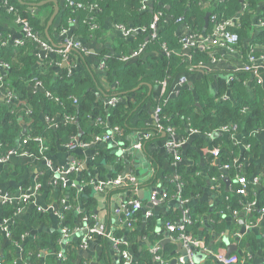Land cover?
<instances>
[{"label": "crops", "instance_id": "0c3cea01", "mask_svg": "<svg viewBox=\"0 0 264 264\" xmlns=\"http://www.w3.org/2000/svg\"><path fill=\"white\" fill-rule=\"evenodd\" d=\"M23 1V6L35 14L44 26L41 38L53 48L66 49V42L75 38L72 34L74 24L69 20L66 26H62V1L58 0L59 11L52 19L50 17L54 13L53 3H43V0ZM152 1L148 2V6L152 7ZM211 1L214 0H207L206 4H211ZM107 24L109 31L104 40L78 39V48L67 49V60L61 54L46 51L36 44L30 52L36 58L34 65H42L49 59L48 76L52 77H57L63 68L68 76L78 69H90L97 74L107 90L109 83L106 84L100 67L104 65L106 58L119 55L116 37L120 35L114 25L110 26L109 21ZM47 25L48 35L45 34ZM185 31V25L180 23L176 29L177 36L183 35ZM22 38L20 22L13 13H7L0 1V48L12 49L16 41ZM210 49L213 58L209 63L189 68V74L180 75L185 77L184 84L178 85L180 76L170 83L167 104L177 97L183 87L188 86V82L193 85L196 79L208 78L209 95L215 97L216 101L231 100L229 85L239 80V73L246 74L242 81L246 86L252 82L257 84L250 73L240 70L243 60L238 51L229 52L221 44H213ZM1 63L5 73L0 71V76L4 77L9 68L6 62ZM262 78V84L257 85L264 91V73ZM220 82L225 86L223 90L219 89ZM146 86L150 100L137 103L133 96L125 97V105L128 107L131 103L133 108L130 111L128 126L122 128L117 142L77 146L73 149L67 147L66 142L54 150H47L42 156L12 154L0 161L1 264H31V252L24 254L23 243L35 241L42 236L46 239V244L43 249H39V255L34 257L35 264H124L116 249L124 247L123 243L114 242L108 236L88 235L81 230L67 238L64 237L60 229L62 215L70 222L67 224L68 228L81 216H88L101 223L108 234L110 232L114 236H123L128 241L127 249L135 262L142 260L143 255H150L152 264H171L172 261L176 264L179 242L172 239L173 232L166 229V223L171 221L178 224L179 220L183 219L184 222L188 218L191 220L189 224L195 227L191 235L201 240L204 248H196L192 263L185 264H223L216 260L214 252L220 249L226 255L227 244H234L236 247L229 254L239 257L236 264H264V215L256 210L254 219L248 223L244 206L236 209L237 207L233 208L229 204L232 202L237 206L240 200L234 188L239 186L237 175L242 174L249 181L257 205L263 200L260 206L264 207V127L248 130L243 124L240 127L235 124V129L221 131L223 139L228 143L227 150L224 145L213 144L217 137L214 132L201 133L186 125L187 133L184 136L178 132L174 135L175 139L183 141L178 149L180 159L175 160L172 154L166 152V144L171 137L165 130L156 126L154 117L153 102L160 95V84L147 83ZM100 92H103V89H100ZM100 92L98 94L105 98ZM110 98L111 96L106 97L103 101L106 109L111 107L108 103ZM118 101L119 98L116 102ZM57 120H60V117ZM56 123L52 120L47 126L55 128ZM93 124L99 127L95 122ZM139 133H150V138L143 143L140 150H126L138 140L136 137ZM93 135L94 133L90 134L91 139ZM75 138L81 141L79 135ZM101 149L110 151L112 158L109 161L105 160L106 152ZM214 149L219 150V155H214ZM126 151H129L130 155V170L126 175L134 178L132 188L111 192L115 187L104 186L102 190H95L91 180L113 178L115 163H120L125 168L123 153ZM224 158L225 163L222 162ZM74 161L79 164L78 169L68 171L67 168ZM228 163L233 166L223 174L220 168H224ZM123 170L115 175L120 176ZM55 172L61 176H55ZM184 176L189 178V185L193 189H189L188 195L182 199L177 193L181 189L180 185H183L181 182ZM62 177L68 179L64 187L60 183ZM256 177H260L259 183L253 184ZM152 191L158 194L165 191L164 202L149 205ZM70 193H73L72 198ZM23 195H28L26 203L20 201ZM232 197L236 198L235 201H232ZM131 199H137L141 207L133 211V222L129 229L123 222L126 219L124 212H117V209H122L121 204ZM128 209L131 210V207ZM200 209L204 211L200 212ZM193 210L195 212L192 219ZM17 219L27 227L19 242L12 239L11 233V227ZM58 234L60 238L51 242V237ZM51 243L52 247L49 248ZM154 246L158 247V259L151 252Z\"/></svg>", "mask_w": 264, "mask_h": 264}, {"label": "trees", "instance_id": "16d2710c", "mask_svg": "<svg viewBox=\"0 0 264 264\" xmlns=\"http://www.w3.org/2000/svg\"><path fill=\"white\" fill-rule=\"evenodd\" d=\"M60 1L63 8L62 26H66L69 19H76L72 29L75 39L104 40L109 31L108 21L110 26L122 25L143 31L130 36L127 41L120 35L116 37L119 55L106 58L101 69L106 84L109 83L107 90L97 74L90 69H78L68 76L63 68L57 77L48 76L49 59L42 65H34L36 58L30 52L36 47V43L32 39L26 38L23 45L11 47L12 49L0 48V60L6 62L9 68L2 81L5 89L12 92L10 103L0 101V159L10 150L42 156L49 149L54 150L78 135L81 141L88 142L91 140V133L98 134L103 130L101 125L98 127L93 124L98 117H102L108 125L119 126L121 130L127 128L133 107L131 103L128 107L125 105V97L133 96L137 103H144L150 100L146 84H160L162 80L166 81L167 96L168 87L176 78L189 74V68L198 66L199 63L207 64L211 61L213 53L210 48L194 46L186 52L189 56L184 54L180 36L178 37L176 32L180 23L184 24L190 33L208 35L215 22L234 19L228 29L239 36L234 49L241 55L242 60L246 59L250 42L264 40V29H257L258 21H264V0H214L211 4H206L207 0H159L145 11L141 10L142 0H74L72 6L67 5L64 0ZM8 2L16 9L12 12L13 15H18L27 21L36 33L43 35L44 26L35 14L17 0ZM76 3H81L83 7H77ZM90 5L95 7L90 9ZM206 12H210V17L207 27L204 28ZM156 13H160L156 35L150 37L149 25ZM212 16H215L214 21ZM176 19L180 22H176ZM142 43H145V49L139 57L128 61L121 59V56L129 54L128 50L132 51ZM238 75L239 80L229 85L231 100L216 101L215 97H211L208 92V78L196 79L193 85L183 87L177 97L168 100L169 103L162 108V124L170 125L175 133L183 136L187 133L186 125L201 133L218 132L221 128L233 124L239 127L243 124L248 130L264 127L263 88L254 82L246 86L242 82L246 74ZM34 77L41 81V87H33L34 81L31 79ZM224 88L223 82H220L219 89ZM100 89H103V92H100ZM99 92L103 93L105 98L101 97ZM110 96L119 98V101L106 109L103 101ZM74 98L76 103L73 102ZM161 100L162 96L158 97L153 106ZM68 116L72 119L66 120ZM58 117L60 120H57ZM51 119L57 122L55 128L47 126ZM23 127L26 128L25 133L22 132ZM24 137L29 140L22 145ZM213 144L224 145L228 150V143L223 139L221 132L217 133ZM101 150L106 152L105 160L109 161L112 158L110 151ZM222 162L225 163L226 158ZM122 169V164L115 163L112 175L115 177ZM182 179L180 195L183 198L188 195V190L193 188L189 185V178L184 176ZM133 185L134 182H129L127 186H117L111 192L128 190ZM173 189L174 186L170 189L171 192ZM236 189L237 187L234 192ZM72 195L73 193H70V198ZM233 198L232 201H235L236 198ZM262 203L263 200H260V205ZM229 204L233 208L237 207L236 209L243 206L240 200L237 206L232 202ZM194 212L193 210L192 219ZM69 223L65 217L61 224L67 226ZM94 224L95 221L90 218L89 225ZM26 231L24 223L22 225L20 220H15L11 227L12 239L21 241V235ZM191 231L194 232L195 227L188 224L184 232L191 235ZM57 238H60L59 234L51 237V242ZM45 244L46 239L43 236L35 241L23 243L24 254L31 252V264H35L34 257L39 255V249H43ZM134 262L133 264H152L150 255H143L142 260Z\"/></svg>", "mask_w": 264, "mask_h": 264}, {"label": "built area", "instance_id": "2783aa9c", "mask_svg": "<svg viewBox=\"0 0 264 264\" xmlns=\"http://www.w3.org/2000/svg\"><path fill=\"white\" fill-rule=\"evenodd\" d=\"M0 1H1V4H3L5 9L7 10V13L15 12L16 10L15 7L12 4H10L8 0H0ZM149 1L150 0L141 1L142 11H145L150 7L148 6ZM156 1L157 0H153L152 3ZM64 2L67 5H71V6L74 5V0H64ZM75 5L77 7H83L81 3H76ZM94 7L95 6L90 5L89 8L93 9ZM15 16H16L17 21L20 22V25L22 27V34H23V38L16 41L15 46L23 45L26 42V38H29V39H32V41H34L37 45L41 46L46 51L61 54L65 60L68 59L67 58L68 53H69L67 51L68 48H78L80 46V41L78 39L72 38L71 40H68L66 44L64 45L66 49L53 48L49 43L44 41L41 38V36L38 33H36V31H34L28 25L27 21L22 20L18 15H15ZM209 17H210V12H209ZM211 18L213 19V21L215 20V16H212ZM159 19H160V13L154 14L153 20L149 25V28L151 29L150 34H149L150 37H154L156 35V28H157V23ZM69 20L74 25L76 24V19H69ZM176 22H180V20L176 19ZM233 22H234V19H229V20L221 21V22H215L211 33L208 35H197V34L190 33V31L185 26V29H186L185 33L183 35H180L181 49L183 50L184 54H187L186 52L194 46L210 48L211 45L213 44H221L229 52L236 51L234 49V46L237 44L239 36L236 32L230 31L228 29L229 26H232ZM114 28L119 32L120 36L123 38H128L140 31H143L142 29H139V28H134V27L126 28L122 25H114ZM257 29H264L263 20L258 21ZM144 49H145V43H142L136 49L130 51L128 55L121 56V59L123 61H128L129 59H135L141 55ZM213 61H215V59H213ZM1 62L2 61H0V65H3ZM198 65L203 66L204 64L199 63ZM103 67L104 65H102L100 68L103 69ZM240 70L250 73L257 84H262L263 82L262 75L264 73V40L249 43L248 53L246 55V59L242 61ZM2 78L3 77L0 76V97H1V100H4L5 102L10 103L11 98H12V92L5 89V85L3 84ZM32 80L34 81L33 87L42 86L41 81L38 80L36 77L32 78L31 81ZM184 82H185V77L180 76L177 81L178 85H182L184 84ZM160 87H161V92H160L159 97L162 96V100L154 107V117L157 123L156 126L159 127L160 129L165 130L166 133H169V136L171 137V139L169 140V143L166 144V152L172 154L175 160H179L180 156L178 153V149L180 148V144L183 141L174 138L175 131L170 125L164 126L162 124L163 117L161 116V111H162V108L167 104V97H168V95L166 96V81L165 80H162L160 82ZM76 101L77 100L74 98L73 102L76 103ZM116 101H117V97H111L108 100V103L111 106H114ZM71 119H72L71 116L66 117V120H71ZM50 122H52V119L50 120ZM96 123L102 126L103 130L101 133L94 134L92 139L89 142L77 141L76 138H73L67 143L66 146L69 147L70 149H73L77 146L87 147V146H90L91 144L95 145L97 143H105L109 141L117 142L122 132L119 126L105 124L102 117H98L96 119ZM235 127H236L235 124L230 125V126H225L221 128L220 131L218 132L235 129ZM218 132H214V135L216 136ZM136 138H138V140L135 141L131 146H128L126 150H140L142 148L144 140H147L148 138H150V133H139V135ZM28 140H29L28 137H24L21 141V144L25 145ZM36 140L40 141L39 138H36ZM12 154L31 156V154H27L24 152L17 153V150H10L5 157L0 159V161H4L9 155H12ZM214 155L216 156L219 155L218 149H214ZM232 166H233L232 163H228L224 165V168L228 169ZM78 167H79V164H76V161H74L73 163H71L70 167L67 168V170L68 171L77 170ZM55 176L59 177L61 175L55 172ZM236 179H237V182L239 183V186H237L235 193L240 197V201L242 202L244 206V210L246 211V216H247L246 221L250 223L252 219H254L253 218L254 211L258 210L259 213H261V215H264V207H258L256 199L252 196V191H251L252 188L249 186L248 179L242 174H238ZM259 180H260V177H256L254 179L253 184L259 183ZM67 181L68 179L66 177H62L60 183L64 187ZM129 182H134V178L128 175L116 176L109 180H99V181L91 180L90 181L92 185H95V190H102L104 186L117 187V186H121L124 184L127 185ZM180 188H181V185H180ZM163 192L164 193L158 194L156 191H152L150 198H149V202L152 203L153 205L160 203V202H164V200L166 199V193L165 191ZM177 194H179L178 196L182 198L180 195V189ZM27 199H28V195H23L20 197V201L23 203H26ZM121 205H122V209L120 207V210L117 209V212L119 211L124 212L126 219H124L123 222L125 223V227L130 229L132 226V222H133V218H132L133 211L135 209L140 208L141 204L137 199H131V200H127L123 202ZM21 207L22 205L18 209H20ZM128 207H131V210H129ZM234 212H237V211H234ZM61 219L62 221L64 220L63 215L61 216ZM89 220H90V217L81 216L79 220H77V222L71 228H68L67 226H61L60 229H61L63 236L67 238L72 233L77 232V231L81 232V230L85 231L88 235L97 234V235L105 236V237L108 236L114 242L123 243L124 247L116 248L118 249L117 253L119 256H121L123 263L124 264L133 263L134 260L132 259V256L130 255L127 249L128 241L124 239L123 236L122 237L116 236V235L114 236V234L110 232L108 234V231L105 229V227L101 223L99 222L97 223L95 221L94 225H89ZM190 222L191 220L189 221V219L187 218L184 222H183V219H181V222L179 224L172 223L171 221H168L166 223V229L173 232L172 239L180 242L182 245V248L185 251V255H181L178 252L179 254L175 261L176 264H185L186 262L192 263L191 259L194 254V250H196V248L198 249L204 248V244L201 240L184 232L186 225H188ZM157 249L158 247L154 246L152 247L151 252L154 254L155 258L158 259L159 256L156 254ZM214 257L216 258L217 261L223 264H236L239 261V257L237 255L226 256L224 254V251L220 249L214 252Z\"/></svg>", "mask_w": 264, "mask_h": 264}, {"label": "water", "instance_id": "95a60500", "mask_svg": "<svg viewBox=\"0 0 264 264\" xmlns=\"http://www.w3.org/2000/svg\"><path fill=\"white\" fill-rule=\"evenodd\" d=\"M18 1H19L21 4H24V3H25V1H23V0H18ZM42 2H43V3H49V2H51V3L54 4V13H53V14L51 15V17H50V19H52V18L54 17V15H55L56 13H58V11H59L58 0H43ZM31 5H32V4H31ZM166 7H168V5H166ZM29 8H30V7H29ZM208 18H209V12H206V14H205V16H204V28H206L207 25H208ZM48 24H49V23H48ZM47 29H48V25H47L46 28H45V34H46V35H48ZM70 49L75 50V48H70ZM0 71H1L2 73H5V71H4V67H3L2 65H0ZM187 85H188V86H191L192 84H191V82H188ZM25 131H26V128L23 127L22 132L25 133ZM120 144H122V143H120ZM120 151H122V150H120ZM126 152H127V151H126ZM126 152L123 153V154H124V156H123V157H124L123 161H124V163H125V168H124V170L122 171L121 176L126 175V174L129 172V170H130V167H129V166H130V165H129V164H130V161H129V159H128V157H129L130 155L128 154L129 152H127V153H126ZM116 153H118V152H116ZM217 164H219V160H217ZM220 172H222L223 174H225V173H226V169H225V168H220ZM225 181L228 183V179H227V178H225ZM149 205H152V203L149 202ZM180 209H181V207H180ZM180 221H181V220L178 221V224L180 223ZM224 241L227 242V241H226V237H224ZM227 246H228V252L226 253V256H228V255L230 254V252L236 248L234 244H227ZM177 247L179 248V249H178L179 253H180L181 255H185V251H184V249H182V245H181L180 242L177 243ZM173 263H174V261H172L171 264H173Z\"/></svg>", "mask_w": 264, "mask_h": 264}]
</instances>
